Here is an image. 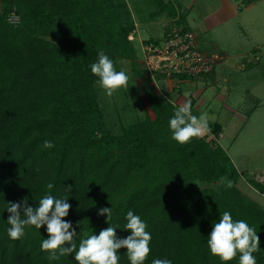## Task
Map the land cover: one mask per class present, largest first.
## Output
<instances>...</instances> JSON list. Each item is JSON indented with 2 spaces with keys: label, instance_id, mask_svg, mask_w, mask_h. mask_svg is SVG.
Segmentation results:
<instances>
[{
  "label": "trees",
  "instance_id": "1",
  "mask_svg": "<svg viewBox=\"0 0 264 264\" xmlns=\"http://www.w3.org/2000/svg\"><path fill=\"white\" fill-rule=\"evenodd\" d=\"M150 2L154 13L175 17L177 25L145 42H158L174 27L191 30L188 11L178 14L172 0ZM120 3L126 8L123 22L116 11ZM130 18L125 0H0V264H78L74 253L48 260L40 248L48 238L46 225L26 226L18 240L7 234L8 202L27 198L35 208L45 195L67 197L71 208L62 219L75 228L77 247L85 234L98 235L109 226L117 238L127 237L126 213L139 215L152 237L144 264L156 258L172 264H239L240 253L224 262L207 245L213 223L229 211L234 221L244 220L257 231L260 250L253 255L256 264H264V207L237 187L240 171L217 142L220 122L208 121L214 137L204 133L183 145L173 140L169 120L179 105L156 90L134 61L153 115L115 113L120 123L111 124L90 65L99 50L117 71V57L134 59L135 44L127 38ZM213 70L214 65L196 76L174 72L169 78L196 79ZM45 140L54 147L44 149ZM247 181L264 194V176ZM101 207L112 209L108 223L107 214L97 215ZM126 251L118 250L119 264H130Z\"/></svg>",
  "mask_w": 264,
  "mask_h": 264
},
{
  "label": "rangeland",
  "instance_id": "2",
  "mask_svg": "<svg viewBox=\"0 0 264 264\" xmlns=\"http://www.w3.org/2000/svg\"><path fill=\"white\" fill-rule=\"evenodd\" d=\"M125 1L132 18L127 38L135 44V57H117L115 65L118 71L123 70L128 75V87L117 89L112 96H108L103 88L101 92L102 103L108 107L110 122L115 128L120 123H117L115 113L127 118L137 114L143 116L145 112L153 115L141 87V71L158 91L159 83L167 92L166 79L173 82L169 77H158L143 70L148 59L142 55L141 43L149 36H161L170 24L176 26L175 17L165 12L154 13L156 8L151 0ZM172 1L178 14L188 11L187 19L198 48L214 60L212 73L201 75L195 82L190 79L192 82L186 88L183 86L191 93L187 98L195 97L194 102H200L195 105L197 117L207 113L208 121L220 122L223 128L217 134V142L240 171L237 187L264 207V194L247 181L248 176L259 180L264 176V0L249 3L232 0L236 11L231 4L228 8L224 5L221 11L220 4H225L224 0ZM226 1L229 4V0ZM226 9L232 12L230 16L224 13ZM125 10L121 3L116 9L122 22L126 17ZM134 61L140 74L132 67ZM173 93L166 94L172 101ZM204 133L208 137L215 136L209 125Z\"/></svg>",
  "mask_w": 264,
  "mask_h": 264
},
{
  "label": "clouds",
  "instance_id": "3",
  "mask_svg": "<svg viewBox=\"0 0 264 264\" xmlns=\"http://www.w3.org/2000/svg\"><path fill=\"white\" fill-rule=\"evenodd\" d=\"M98 60L90 65L91 73L99 79L97 83L108 96L121 88L128 87L129 77L125 71H117L114 62L103 50L98 51ZM191 93H185V100L175 108L174 115L169 120V128L172 139L180 144H187L192 138L201 137L208 129V114L202 113L199 117L191 111ZM54 144L51 141L43 142L44 149H51ZM221 183L226 187H232V181L227 177H221ZM49 183L48 188L52 189ZM65 198H56L53 195H45L39 200L38 207L33 208L27 203V198L20 202H8L7 222L10 227L7 234L10 239L18 240L25 235L26 226H35L37 229L46 225L47 239H43L40 248L48 252V260H59L61 256L74 253V259L78 264H119L118 250L126 248L130 264H144L150 254L151 233L146 231L147 224L139 215L129 210L126 213L125 229L131 234L125 238H117L115 227L109 226L100 230L98 235L85 234L77 247L74 242L77 232L70 221L62 219L66 217L71 204ZM106 216V222L112 217V209L101 207L97 215ZM71 229V230H70ZM69 246H65V245ZM207 245L212 255L218 256L221 261L227 262L234 259L240 253L239 264H256L253 253L260 250L257 231L250 227L244 220H233L229 211H224L218 222L213 223L212 230L207 239ZM151 264H172L167 258H156Z\"/></svg>",
  "mask_w": 264,
  "mask_h": 264
},
{
  "label": "built area",
  "instance_id": "4",
  "mask_svg": "<svg viewBox=\"0 0 264 264\" xmlns=\"http://www.w3.org/2000/svg\"><path fill=\"white\" fill-rule=\"evenodd\" d=\"M141 52L148 59L146 69L149 72L164 73L167 77L174 72L196 76L211 70L214 65L212 57L198 48L192 30H181L180 27L172 28L171 33L158 42L143 41Z\"/></svg>",
  "mask_w": 264,
  "mask_h": 264
},
{
  "label": "crops",
  "instance_id": "5",
  "mask_svg": "<svg viewBox=\"0 0 264 264\" xmlns=\"http://www.w3.org/2000/svg\"><path fill=\"white\" fill-rule=\"evenodd\" d=\"M222 1V0H221ZM224 2H225V4L222 2L220 5H221V11H222V8H224V5H226V7L228 8L229 7V5L231 4V7L233 8L234 6L232 5V0H229V4H228V2L226 1V0H224ZM227 2V3H226ZM234 4V3H233ZM235 8V7H234ZM235 11H236V8H235ZM224 12V11H223ZM226 12H227V9H226V11L224 12L225 14H226ZM234 13V12H233ZM232 14V12H230L229 10H228V12H227V14L226 15H231ZM186 20H187V24L192 28V26H191V24H190V22H189V19H187V17H186ZM140 25V24H139ZM162 34V33H161ZM220 60V59H219ZM165 79V78H164ZM171 80V79H170ZM173 80V82L172 81H169V80H167L166 79V87H167V92L164 90V92L167 94V95H169V92H175V93H173L174 94V96H173V101L175 102V103H177L178 105H180V104H182L183 102H184V100H185V93H188L187 92V90H185V89H183V86H185V88H186V86H187V84H190V82H192V81H194L195 82V79H193L192 81H189V80H184V79H176V80H174V79H172ZM155 81V80H154ZM161 84L159 83V85H158V89L159 90H162V88H161ZM199 89V88H198ZM163 91V90H162ZM170 97V96H169ZM200 97V100H201V96H199ZM195 98V97H194ZM193 98V99H194ZM199 105L200 104V102H196V100H195V102H194V104H193V106L195 107V105Z\"/></svg>",
  "mask_w": 264,
  "mask_h": 264
}]
</instances>
